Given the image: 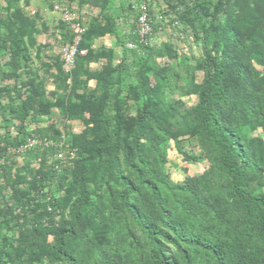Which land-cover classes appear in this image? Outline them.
I'll list each match as a JSON object with an SVG mask.
<instances>
[{"label": "trees", "instance_id": "trees-1", "mask_svg": "<svg viewBox=\"0 0 264 264\" xmlns=\"http://www.w3.org/2000/svg\"><path fill=\"white\" fill-rule=\"evenodd\" d=\"M156 1L173 17L170 26L179 24L181 32L202 44L198 106L186 114L171 106L167 110L160 88L146 84L140 70L137 96L143 109L130 123L122 78L105 71L92 75L104 90L101 96L90 92L83 102L92 154L75 163L77 194L67 191L58 203L61 211L69 209V221L22 229L13 245L2 240L0 264H264V139L253 135L258 130L264 134V75L254 68H264V26L257 13L253 21L243 16L242 0H221L205 28L201 18L207 13L195 0ZM129 11L137 17L131 6ZM163 29L154 21L152 35ZM202 30L209 45L201 42ZM10 38L0 41V50ZM130 42L143 55L150 51L136 31ZM80 49L86 50L83 40ZM12 54L15 63V49ZM86 57L76 58L74 73ZM23 86L27 91L20 113L38 120L47 112L42 88L33 81ZM153 135L176 145L188 135L198 137L219 176L209 171L174 184ZM104 185L121 190L118 205L102 193ZM144 190L150 192L155 222L134 203ZM37 208H44L45 218L47 207ZM128 216L147 238L149 253L126 249Z\"/></svg>", "mask_w": 264, "mask_h": 264}, {"label": "rangeland", "instance_id": "rangeland-1", "mask_svg": "<svg viewBox=\"0 0 264 264\" xmlns=\"http://www.w3.org/2000/svg\"><path fill=\"white\" fill-rule=\"evenodd\" d=\"M175 1L177 4L184 0ZM195 1L207 13L201 18L205 28L221 0ZM133 3L134 0H0V41L11 37L8 47L0 50V244L5 239L13 245L12 240L19 237L22 229L69 221V209L61 211L58 203L67 191L77 194L75 163L92 154L93 135L87 129L83 102L90 92L97 91L101 96L104 90V85H98L92 75L105 71L122 78L119 85L127 98L130 123L143 109V99L137 96L140 70L146 84L160 88L167 110L171 106L186 114L198 106L197 89L204 74L199 58L202 44L181 32L179 24L170 26L169 19L173 17L168 16L166 5L153 1L149 5L151 22L160 23L164 29L151 36L149 56L137 47L129 48L130 38L137 31L136 14L129 11ZM56 6L68 9L73 21H65ZM254 13L264 26V0H242L243 16L253 21ZM77 24L84 31L87 57L74 73L65 67L62 54L73 43ZM199 37L204 45L209 42L205 31ZM163 43L167 44L161 46ZM12 49L16 50L15 63ZM124 66L129 67L128 71L122 72ZM254 68L264 75L263 67L254 64ZM28 81L38 84L43 91L47 112L38 120L19 110L27 91L23 83ZM253 135L264 139L261 130ZM153 137L161 147L166 173L174 184L209 171L219 176L198 137L188 135L181 138L179 145L159 135ZM45 140L52 144L44 145ZM29 143L33 146L22 150ZM123 171L134 179L125 168ZM261 190L264 192V186ZM120 192L114 185H104L102 189L115 205L120 203ZM134 203L142 214L156 221L148 190L136 196ZM38 204L47 207L45 218L44 208H37ZM125 226L126 249L149 253L147 238L129 216ZM168 252L180 261L173 247L169 246ZM43 264L51 263L45 260Z\"/></svg>", "mask_w": 264, "mask_h": 264}, {"label": "built area", "instance_id": "built-area-1", "mask_svg": "<svg viewBox=\"0 0 264 264\" xmlns=\"http://www.w3.org/2000/svg\"><path fill=\"white\" fill-rule=\"evenodd\" d=\"M156 0H134V3L131 4V7L134 11L137 12L136 17V25L137 31L140 38V42L146 45H150V40L152 36V28L153 23L151 22V18L149 16V5L151 2ZM56 10H61L63 13V18L65 21H73V15L68 9H62L59 6H56ZM76 35L72 44H70L62 54V62L65 67L68 69H73L76 64V58L78 56H85L87 51L84 49H80V44L82 42L83 29H81L80 24H77ZM129 48L135 49L137 46L135 43L130 42L128 45ZM44 145L48 146L52 143L50 141L45 140ZM30 146H33L31 143L22 147V150L26 151Z\"/></svg>", "mask_w": 264, "mask_h": 264}]
</instances>
